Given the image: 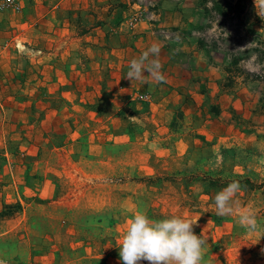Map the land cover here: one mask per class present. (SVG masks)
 <instances>
[{
    "label": "rangeland",
    "instance_id": "374dc122",
    "mask_svg": "<svg viewBox=\"0 0 264 264\" xmlns=\"http://www.w3.org/2000/svg\"><path fill=\"white\" fill-rule=\"evenodd\" d=\"M31 2L22 0L12 17L0 12V59L17 75L2 83L18 81L16 91L0 92V210L10 204L0 215V264H121L119 243L137 211L198 220L194 232L207 242L202 264H264V151L244 140L247 132L213 137L204 120L211 106L186 123L179 111L163 128L152 120V96L140 97L119 64H109L110 30L101 44L87 42L102 19L79 11L41 16ZM244 2L256 36L236 18L205 12L211 2L201 4L205 19L190 35L222 62L232 51L239 68L264 75L255 49L264 50V0ZM121 21L126 16L114 23ZM59 71L71 81L65 95L46 92L47 77ZM232 182L240 185L238 206L217 216L214 198ZM247 213L258 231L239 223Z\"/></svg>",
    "mask_w": 264,
    "mask_h": 264
},
{
    "label": "crops",
    "instance_id": "0c3cea01",
    "mask_svg": "<svg viewBox=\"0 0 264 264\" xmlns=\"http://www.w3.org/2000/svg\"><path fill=\"white\" fill-rule=\"evenodd\" d=\"M20 2L22 4V0ZM138 4L141 15L134 27H128L125 21L114 23L137 9L135 6ZM29 6L33 7L34 13L42 12L41 16L57 15V11L60 15L79 11L81 15L91 12L89 16L91 14L93 20L102 19L100 25L92 27L89 35L85 36L87 42L100 43L103 33L111 31L105 38L111 44L109 64L112 61L113 64L118 63L124 81L130 82L139 94L148 93L152 96L150 107L156 112L152 113V120L158 119L160 124H164L163 128L173 121L179 111L183 112L182 119L186 123L190 117L197 121L202 117V112L211 106L213 111L204 120L208 122L206 128L213 132V137L216 136L217 140L228 139L247 132L244 140L258 145L259 151H264V83L251 78L247 80L245 74H230L231 71L225 69L228 64L222 62L223 58H216V50L190 35L193 28L197 29V23L202 24L205 19L201 0H32ZM0 12L8 18L10 12L12 17L13 12L20 13L21 10L7 9ZM199 40L202 41L200 45ZM153 45L159 48L158 59L165 81L142 83L126 79L130 61L139 58ZM0 47L3 46L0 44ZM5 60L0 59L1 93L8 92V89L14 92L18 88V85L15 86L17 79L13 85L2 83L6 76L12 79L17 76L4 71ZM60 71L54 78L47 77L49 82L45 83L46 92L68 93L64 87L71 81L66 77L67 74H61ZM229 77L230 82L227 83ZM82 87V92L93 90L92 86ZM44 108L46 105L41 107ZM161 127H158L159 130ZM164 137L155 140L160 141ZM27 165H23L22 171ZM10 173L14 176L11 169Z\"/></svg>",
    "mask_w": 264,
    "mask_h": 264
},
{
    "label": "clouds",
    "instance_id": "9594fccd",
    "mask_svg": "<svg viewBox=\"0 0 264 264\" xmlns=\"http://www.w3.org/2000/svg\"><path fill=\"white\" fill-rule=\"evenodd\" d=\"M158 57L159 48L151 46L139 58L130 61L125 78L142 83L164 82ZM239 191V183L232 182L216 194L214 203L217 216L234 212L238 206L235 197ZM197 221L179 215L154 220L146 213L137 211L119 243L121 264H140L141 261H147V264H202L207 242L194 232ZM239 223L250 233L259 230L251 213L241 215Z\"/></svg>",
    "mask_w": 264,
    "mask_h": 264
},
{
    "label": "trees",
    "instance_id": "16d2710c",
    "mask_svg": "<svg viewBox=\"0 0 264 264\" xmlns=\"http://www.w3.org/2000/svg\"><path fill=\"white\" fill-rule=\"evenodd\" d=\"M207 2H211V6H205L204 7V11H212L214 10L218 15L220 16H229L231 18H236V20L238 21L237 23L241 24L240 26L244 27V31L245 32H251L252 35H257V32L250 30L249 28H247L246 26V22H245V17H244V13L246 12V5L244 0H201V4L204 6L206 5ZM239 29L241 30V28L239 27ZM199 45L202 44V41H198ZM215 49V48H212ZM255 49L258 51L257 54V59L259 61H263L264 60V50H262L261 48H259L258 46L255 47ZM229 58H230V62L228 63L229 65H226L225 69L227 71H231V67L234 66L236 67L235 69H240L243 70L244 73L246 74H250V78L253 80H259V81H263L264 82V75H261V73L257 72V71H250L247 69H243V68H239L237 65L239 63V60L241 59L240 56H238L235 52H229ZM10 204H5L3 205V209L0 210V215H6L8 212V210H6V206H9ZM16 208L20 207L19 203H16Z\"/></svg>",
    "mask_w": 264,
    "mask_h": 264
},
{
    "label": "built area",
    "instance_id": "2783aa9c",
    "mask_svg": "<svg viewBox=\"0 0 264 264\" xmlns=\"http://www.w3.org/2000/svg\"><path fill=\"white\" fill-rule=\"evenodd\" d=\"M22 4L20 0H0V11L13 9L15 11H20L22 8ZM141 12L139 10H134L128 13L126 16V25L128 27H134L136 23L139 21ZM142 98H147L148 93L139 94Z\"/></svg>",
    "mask_w": 264,
    "mask_h": 264
}]
</instances>
